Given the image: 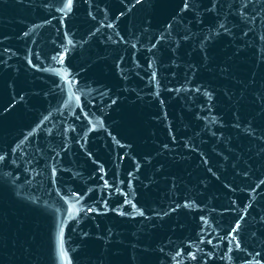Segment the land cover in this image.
<instances>
[{
  "label": "water",
  "instance_id": "1",
  "mask_svg": "<svg viewBox=\"0 0 264 264\" xmlns=\"http://www.w3.org/2000/svg\"><path fill=\"white\" fill-rule=\"evenodd\" d=\"M0 264H264V0H0Z\"/></svg>",
  "mask_w": 264,
  "mask_h": 264
}]
</instances>
